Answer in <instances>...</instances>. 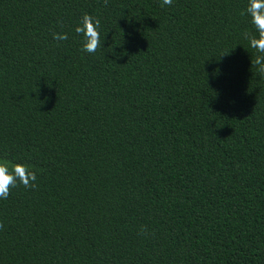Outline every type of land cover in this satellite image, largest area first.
I'll use <instances>...</instances> for the list:
<instances>
[{
	"label": "trees",
	"instance_id": "1",
	"mask_svg": "<svg viewBox=\"0 0 264 264\" xmlns=\"http://www.w3.org/2000/svg\"><path fill=\"white\" fill-rule=\"evenodd\" d=\"M161 2L0 0V264H264L248 0Z\"/></svg>",
	"mask_w": 264,
	"mask_h": 264
},
{
	"label": "clouds",
	"instance_id": "2",
	"mask_svg": "<svg viewBox=\"0 0 264 264\" xmlns=\"http://www.w3.org/2000/svg\"><path fill=\"white\" fill-rule=\"evenodd\" d=\"M172 3L173 0H162L161 6H171ZM241 14H247L250 17V23L255 31L254 35L245 33L249 46L258 53L254 60H251V64L256 67L257 73L264 78V0H248L247 8ZM100 24V19L85 13L76 26L75 32L83 37L82 50L84 52L94 54L101 46L100 32L98 31ZM53 38L58 42L66 41L68 35L66 33H53ZM36 178V173L30 171L26 165L16 163L9 166L7 162H0V199H7L11 189L18 185L34 188ZM0 228H3L2 224H0ZM145 233L146 230L141 229V234Z\"/></svg>",
	"mask_w": 264,
	"mask_h": 264
}]
</instances>
